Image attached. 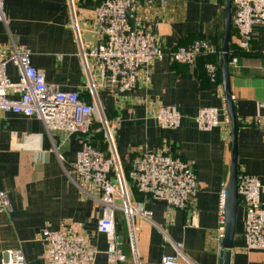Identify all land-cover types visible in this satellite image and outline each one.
Masks as SVG:
<instances>
[{
    "label": "crops",
    "instance_id": "crops-1",
    "mask_svg": "<svg viewBox=\"0 0 264 264\" xmlns=\"http://www.w3.org/2000/svg\"><path fill=\"white\" fill-rule=\"evenodd\" d=\"M75 2L74 20L69 0H5L0 59L12 45L27 47L32 66L45 73L49 85L79 93L89 105L99 102L116 126L115 145L127 171L134 157L147 152L170 153L194 171L198 191L185 211L169 212L164 203L137 196L131 189L134 203L153 213L151 220L134 219L140 264H161L164 256L175 255L176 245H182L187 259L181 264H219L220 233L225 224L222 205L231 166L232 127L225 93L222 81L213 83L208 78L206 61L200 59L192 69L174 61L170 54L201 38L218 48L223 46L226 0H167L152 8L141 2L131 26L137 32L152 33L168 56L145 69L137 89L126 93L102 79L95 62L89 60L86 66L80 42L86 50L98 43L93 3ZM232 43L236 44L235 37ZM230 72L239 123V172L259 181L264 207V137L262 129L251 125L255 118L264 117L260 108L264 104L263 29H256L251 49L238 56ZM8 73L12 81H18L14 67L10 66ZM161 106L178 110L182 121L177 130L161 127L157 121ZM205 108L217 109L220 114L221 125L210 132L201 131L197 124L199 112ZM102 135L95 137L92 146L107 155ZM84 144L83 135L49 132L36 118L0 117V191L8 193L12 205L10 213L0 211V264L7 251L16 250L23 252L27 264H47L42 239L45 230L83 233L98 251L95 264H108L109 243L98 231L103 211L94 199L97 190L72 173ZM116 219L121 250L127 258L123 264H135L128 222L122 212H117ZM193 221L196 226L191 225ZM245 223L246 210L240 206L231 264H264V252L247 248Z\"/></svg>",
    "mask_w": 264,
    "mask_h": 264
},
{
    "label": "built area",
    "instance_id": "built-area-1",
    "mask_svg": "<svg viewBox=\"0 0 264 264\" xmlns=\"http://www.w3.org/2000/svg\"><path fill=\"white\" fill-rule=\"evenodd\" d=\"M167 0H104L93 10L97 44L86 50L80 42L86 66L89 60L96 63L98 74L107 79L121 93L137 89L141 73L155 61L168 55L157 44L152 33L137 32L131 26L140 3L147 8L165 5ZM76 19V2L69 0ZM232 24L237 31L236 45L249 50L257 28L264 31V0H232ZM0 21H6L5 0H0ZM75 31L80 40L81 31L75 21ZM219 54L218 47L207 41H196L189 48H181L170 54L174 61L192 67L200 56ZM31 52L27 47L12 45L8 54L0 59V117L4 114L36 118L52 133L87 136L85 144L72 165L73 175L92 185L97 193L94 199L102 207L103 216L98 231L109 243L106 253L108 264H123L127 258L121 250L117 233V212H122L128 222L129 240L135 264H140L137 247V229L134 219L153 218L152 211L143 204H135L131 188L151 196L166 205L169 212L189 209L198 191V181L189 165L167 152H147L134 159L129 179L115 145L116 126L110 122L99 102L85 103L76 92H62L46 82L45 73L31 64ZM233 59L231 65H235ZM18 73V81L11 80L8 69ZM208 78L217 82L220 68L212 63L205 67ZM93 81V80H92ZM93 91L94 81L91 82ZM94 96L95 93H94ZM264 110V104L260 106ZM217 109L205 108L199 112L197 124L201 131L210 132L221 125ZM157 121L165 131L177 130L182 117L175 107L161 106ZM94 125L104 134L106 153L89 143ZM262 129L264 117L255 118L251 124ZM238 193L240 206L246 210L245 237L249 251L264 252V207L260 202L259 181L247 174H239ZM224 201L222 205L223 223ZM0 211L10 213L12 205L7 192L0 191ZM193 226L197 224L192 222ZM224 229L220 233L223 237ZM44 258L47 264H95L98 251L81 233L71 235L45 230ZM175 255H166L161 264H181L187 261L182 245L174 246ZM2 264H27L21 250L7 251ZM219 264H222L220 262Z\"/></svg>",
    "mask_w": 264,
    "mask_h": 264
},
{
    "label": "water",
    "instance_id": "water-1",
    "mask_svg": "<svg viewBox=\"0 0 264 264\" xmlns=\"http://www.w3.org/2000/svg\"><path fill=\"white\" fill-rule=\"evenodd\" d=\"M232 28V0H226V15H225V33L222 46V56L220 65V76L222 86L225 93L227 113L231 121V166L229 181L224 195V233L221 238V262L222 264H231V251L234 248V241L237 235L238 214L240 209V197L238 193V130L239 124L235 109L233 106L231 92V72L230 65L232 56L230 55ZM121 243V240H120Z\"/></svg>",
    "mask_w": 264,
    "mask_h": 264
},
{
    "label": "trees",
    "instance_id": "trees-1",
    "mask_svg": "<svg viewBox=\"0 0 264 264\" xmlns=\"http://www.w3.org/2000/svg\"><path fill=\"white\" fill-rule=\"evenodd\" d=\"M104 0H90V2H92L93 4H92V6H91V8L94 10L95 8H97L98 6H100L101 4H102V2H103ZM92 10V11H93ZM233 12V11H232ZM260 29V28H259ZM255 33H256V31H255ZM255 33H254V36H253V40L251 41V44H250V48H249V50L251 49V46H252V44H253V42H254V38H255ZM236 35H237V31H236V29L234 28V26H233V24H232V28H231V42H230V55L232 56V60L233 59H237L238 58V56L239 55H241V54H243V53H245V52H247L246 50H242V49H240L236 44H233L232 43V38H236ZM224 40V39H223ZM196 41H209V40H204V39H198V40H196ZM209 42H211V41H209ZM221 46H222V44H221ZM219 47L218 49H219V54H217V55H212V56H200V57H198L197 59H196V62H195V65L194 66H192V67H189V68H195L196 67V64H197V62L201 59V60H203V61H206L205 62V64L207 65V64H209V63H212V64H215V65H217L219 68H220V65H221V56H222V47ZM237 57V58H236ZM204 64V65H205ZM206 65H205V67H206ZM205 72H206V70H205ZM207 74V73H206ZM221 81V76H220V71H219V77H218V80H217V82H220ZM79 94V93H78ZM80 95V94H79ZM81 97V96H80ZM82 99V98H81ZM239 124V123H238ZM98 129H99V126L98 125H94L93 126V128L91 129V134L93 133V135H89V143L91 144V145H94L95 146V144H96V139H95V137L97 138L98 136L97 135H102V134H100V132H98ZM95 135V136H94ZM104 135V134H103ZM103 135H102V137H103ZM86 137L87 136H84V139H86ZM102 141H103V139H102ZM104 141H105V138H104ZM96 149V148H95ZM98 149V148H97ZM98 151H99V149H98ZM100 152H102V151H100ZM169 155H171L170 153H168ZM135 158V157H134ZM134 158L132 159V161H131V163H130V168H129V170L127 171L126 170V168L124 167V165H123V163H122V165H123V168H124V170H125V175L127 176V178L129 179V174H130V172H131V170H132V166H133V162H134ZM122 161V160H121ZM132 189V192H134V194L135 195H137V196H143V197H148L149 199H152V197L151 196H148V195H145V194H143V193H140L139 192V190L137 189V188H135V187H132L131 188ZM133 200V199H132ZM153 200V199H152ZM133 202H134V200H133ZM120 225V224H119Z\"/></svg>",
    "mask_w": 264,
    "mask_h": 264
},
{
    "label": "rangeland",
    "instance_id": "rangeland-1",
    "mask_svg": "<svg viewBox=\"0 0 264 264\" xmlns=\"http://www.w3.org/2000/svg\"><path fill=\"white\" fill-rule=\"evenodd\" d=\"M207 42H209V41H207Z\"/></svg>",
    "mask_w": 264,
    "mask_h": 264
}]
</instances>
